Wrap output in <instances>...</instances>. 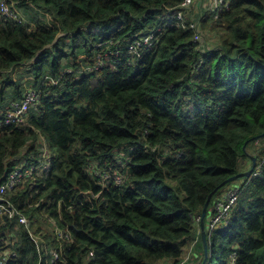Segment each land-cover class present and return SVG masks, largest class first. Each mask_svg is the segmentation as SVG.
Segmentation results:
<instances>
[{
  "label": "trees",
  "instance_id": "16d2710c",
  "mask_svg": "<svg viewBox=\"0 0 264 264\" xmlns=\"http://www.w3.org/2000/svg\"><path fill=\"white\" fill-rule=\"evenodd\" d=\"M182 1H6L17 19H0V118L22 99L23 85L40 99L31 128L1 131L0 178L22 155H38L45 139L50 175L38 177L33 199L24 190L15 202L31 223L53 218L71 237L59 242L54 228H32L60 252L56 264H179L194 239L193 219L209 199L212 209L223 183L247 171L244 162L264 155L257 147L264 144V0H230L218 19L196 15L203 47L191 31L165 26ZM161 26L157 44L128 53ZM117 51L103 69L88 70ZM97 163L125 174V183L99 185L91 175ZM204 226L209 257L201 237L197 264H264V170L210 238ZM39 246L42 260L21 226L9 264H46Z\"/></svg>",
  "mask_w": 264,
  "mask_h": 264
},
{
  "label": "built area",
  "instance_id": "2783aa9c",
  "mask_svg": "<svg viewBox=\"0 0 264 264\" xmlns=\"http://www.w3.org/2000/svg\"><path fill=\"white\" fill-rule=\"evenodd\" d=\"M7 0H0V19L1 20H16L15 13L8 6ZM196 0H183L181 5L175 11H170L171 17L165 22V26L173 24L178 29L191 31L194 35V43L200 44L203 40V30L196 20V15L199 13L204 14V10L214 14V18L218 19L222 13L230 11V0H209L207 5L201 8V12H195L194 6ZM207 7V8H206ZM164 26V27H165ZM163 26L156 29L142 38L132 41L128 47V53L140 55V51L146 47H151L159 42L160 37L163 35ZM121 56V52L107 53L104 56L98 57V61L94 67L88 68L89 71H99L105 66V62L109 57ZM40 99V92L35 89L26 91L21 101H15L10 104L6 109L3 116L0 118V133L9 127H22L31 128L29 119L31 112L36 109ZM42 146L38 155H22L23 159L20 164L16 166L9 174H5L0 178V227L6 226L9 223L16 221V225L10 228L7 233L0 234V264H9L11 258H18V254L14 250V245L18 241V233L20 227L24 226L33 241L38 246L39 254L41 257V246H45L44 253L47 257L46 264H56L60 259V252L48 244L42 236V233H36L32 229L30 218L25 212L20 209L15 198L19 193L28 190L30 199L39 194V187L37 185L38 177H48L50 175L51 165V151L45 139H42ZM28 148L25 149V154ZM99 164L92 165L91 175L95 178L100 185H107L113 182L115 186H121L125 183L127 176L120 172L109 174L98 168ZM264 170V155L256 163L251 175L238 180L227 186L216 198L212 206V214L207 220L208 237L212 233L223 226L230 217L233 208L238 202L244 188L256 177H259ZM30 200L25 202L29 207H40L43 200L37 201L34 205L29 204ZM42 217L44 216L41 211ZM49 227L54 228L55 236L59 242H71V237L65 234L55 223L53 218H48ZM194 223V239L191 243L189 252L184 256L179 264H188L192 258L194 251L201 240V217L197 216L193 219ZM47 249L49 251H47ZM42 260V257H41Z\"/></svg>",
  "mask_w": 264,
  "mask_h": 264
},
{
  "label": "rangeland",
  "instance_id": "374dc122",
  "mask_svg": "<svg viewBox=\"0 0 264 264\" xmlns=\"http://www.w3.org/2000/svg\"><path fill=\"white\" fill-rule=\"evenodd\" d=\"M12 1V4H14L15 6H16V4L18 3V1L19 0H11ZM209 2V0H196V4H195V6H194V11L195 12H201L200 10H201V8H203L204 7V4H205V6L207 5V3ZM207 8V7H206ZM17 11L19 12V13H21V11L19 10V9H17ZM200 14V13H199ZM206 40V39H205ZM210 43L211 44H214V43H216V41L214 40V39H210ZM205 44V41H204V37H203V40H202V42L200 43V46L201 47H203V45ZM25 77H26V75H24ZM20 77V76H19ZM5 80H7V79H5ZM1 88H2V85H0V90H1ZM28 87L27 86H25V89H24V85H23V92H22V94H24V92L26 91V89H27ZM12 92V90L11 91H9L8 93H7V100H6V102L9 100L8 98L10 97V93ZM1 101V100H0ZM1 104H3V103H1L0 102V105ZM6 104V103H5ZM6 106V105H5ZM1 112H3V111H1ZM4 112H5V110H4ZM4 112H3V114H4ZM2 114V113H1ZM0 114V115H1ZM120 156L122 155V154H119ZM122 157V156H121ZM211 214L212 213H209V217L211 216ZM32 228L33 229H35V227H40L43 231H45L46 233H51V230H50V228H49V225L47 224H45L44 223V221L42 220V218L40 217V216H36V217H33V219H32ZM47 251H49L48 249H47ZM208 264H214V262H209Z\"/></svg>",
  "mask_w": 264,
  "mask_h": 264
},
{
  "label": "water",
  "instance_id": "95a60500",
  "mask_svg": "<svg viewBox=\"0 0 264 264\" xmlns=\"http://www.w3.org/2000/svg\"><path fill=\"white\" fill-rule=\"evenodd\" d=\"M253 165H252V168L247 172V173H243V174H240L230 180H228L226 183H223L222 187H226L228 186L229 184L231 183H234L244 177H247L249 175H251L252 171L254 170L255 168V165H256V161L255 159H253ZM211 198V197H210ZM209 203H210V199L209 201L207 202V204L205 205L204 209H203V212H202V223H201V229H202V240H203V244H204V253H205V261L208 259L209 257V250H208V246H207V242H206V232H205V226H204V219L206 218V214H207V211H208V208H209Z\"/></svg>",
  "mask_w": 264,
  "mask_h": 264
},
{
  "label": "crops",
  "instance_id": "0c3cea01",
  "mask_svg": "<svg viewBox=\"0 0 264 264\" xmlns=\"http://www.w3.org/2000/svg\"><path fill=\"white\" fill-rule=\"evenodd\" d=\"M264 146V144H258L257 147L260 148ZM252 165H253V162H249V161H246L244 162V166H245V169L247 170L245 173H247L251 168H252ZM208 213H212V209L208 211ZM209 216V214H208ZM209 218V217H208ZM208 220V219H207ZM207 220L205 221L206 222V225H207ZM203 241V240H202ZM190 246L191 244L187 245L184 249H183V257L187 255V253L189 252V249H190ZM197 253H193V256L192 258H190V262L189 264H197L199 262L198 258H197ZM198 260V261H197ZM159 264H173L172 262H169V261H163Z\"/></svg>",
  "mask_w": 264,
  "mask_h": 264
},
{
  "label": "bare ground",
  "instance_id": "6f19581e",
  "mask_svg": "<svg viewBox=\"0 0 264 264\" xmlns=\"http://www.w3.org/2000/svg\"><path fill=\"white\" fill-rule=\"evenodd\" d=\"M161 27H162V26H161ZM161 27H159V28H161ZM159 28H157V29H159ZM163 29H164V27H163ZM163 29H162V30H163ZM54 84H56V83H54ZM22 99H23V97H22ZM22 99H20L19 101H21ZM208 211H209V209H208ZM208 211H207V214H206V218L204 219V222H205V220L207 219ZM200 217H201V223H202V215H200Z\"/></svg>",
  "mask_w": 264,
  "mask_h": 264
},
{
  "label": "clouds",
  "instance_id": "9594fccd",
  "mask_svg": "<svg viewBox=\"0 0 264 264\" xmlns=\"http://www.w3.org/2000/svg\"><path fill=\"white\" fill-rule=\"evenodd\" d=\"M244 178H245V177H244ZM242 179H243V178H242ZM240 180H241V179H240ZM231 184H232V183H231ZM229 185H230V184H229ZM229 185H228V186H229ZM226 187H227V186H226Z\"/></svg>",
  "mask_w": 264,
  "mask_h": 264
}]
</instances>
